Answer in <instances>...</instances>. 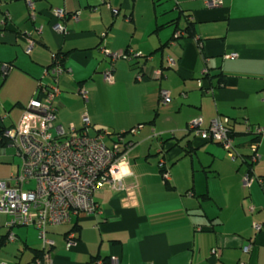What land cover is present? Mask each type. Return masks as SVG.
Masks as SVG:
<instances>
[{"label": "crops", "instance_id": "1", "mask_svg": "<svg viewBox=\"0 0 264 264\" xmlns=\"http://www.w3.org/2000/svg\"><path fill=\"white\" fill-rule=\"evenodd\" d=\"M33 1L31 18L28 0H0V127L14 126L39 84L52 81L45 70L58 52L67 54L63 65L70 72L59 77L57 116L51 123L54 134L59 126L64 136L79 133L85 113L91 135L100 129L123 132L142 125L130 135L135 143L121 165L123 173L131 172L123 179L126 190L106 185L97 192L95 217L84 213L74 217L80 230L71 248L65 232L72 226L52 227L56 245L50 258L42 261L97 264L96 257L110 256L119 264H264V133L257 143L260 158L251 171L257 179L243 185L244 176L250 175L245 155L251 152L252 138L244 122L264 127V0H222L213 8L204 0ZM55 7L80 12L78 19H61L63 33L52 28L58 21L51 13ZM137 8L152 12L144 26L135 21ZM184 11L191 14L196 34L169 44L176 29L169 22ZM178 25L185 26L186 19ZM32 40L35 44L27 53ZM103 48L111 54L129 49L134 56L147 55L144 64L151 75L154 70L161 75H139L137 58L114 60ZM169 57L175 60L173 65ZM5 63L12 65L6 75ZM112 67L115 82L108 84L103 71ZM206 68L214 79L204 78ZM200 79L204 88L214 87L212 93H204ZM161 88L171 93L165 104L159 101ZM197 116L205 125L218 116L233 121L237 148L233 159L220 143L186 134L187 123ZM172 132L180 139L165 143L170 148L165 157L171 164L170 181L175 185L168 190L158 163L163 158L161 137L172 138ZM176 141L195 150L181 156ZM21 163L18 146L0 144V179L17 174ZM203 194L208 197L202 199ZM6 219L0 217V260L34 263L33 248L42 246L38 232L17 226L16 239L8 241ZM249 243L252 248L245 251Z\"/></svg>", "mask_w": 264, "mask_h": 264}, {"label": "built area", "instance_id": "2", "mask_svg": "<svg viewBox=\"0 0 264 264\" xmlns=\"http://www.w3.org/2000/svg\"><path fill=\"white\" fill-rule=\"evenodd\" d=\"M208 7L222 0H204ZM29 11L32 18L35 17L34 1L28 0ZM116 11V10H115ZM52 15L58 19L52 28L58 32H65V25L61 19L72 17L79 18L80 12L69 13L64 8H52ZM38 32H42L38 28ZM35 41L29 42L27 52L31 51ZM104 50L111 54L108 49ZM114 59L122 53H112ZM235 55V54H233ZM53 66L45 70L51 75L53 81L49 84L40 83L36 94L23 110L19 121L12 127L4 130V136L14 145L18 146L22 163L20 171L12 174L9 178L0 179V217L10 216L6 219V226L29 225L38 230L39 238L44 248L52 247L55 241L48 236L50 226L69 223L73 216L80 213L87 215L98 212L96 200L97 192L106 185L112 186L119 191H125L123 184L125 175L121 165L129 150L134 145L127 140V135H118L110 139L106 131H98L91 135L89 133L90 118L83 114L84 128L76 134L64 136V129L59 126L54 134L51 131V123L57 116L58 106L56 98L60 93L59 77L63 72H70L58 58L56 53L52 54ZM169 64L173 65L175 60L169 57ZM11 64L5 63L3 73L7 74ZM109 68L103 72V78L108 84L115 82ZM155 75L160 71L154 70ZM202 79L199 84L203 87ZM208 88L206 90H210ZM85 98H88L86 88L80 89ZM171 98L168 89H161L160 102L165 103ZM264 100V96H263ZM228 122V118L226 119ZM220 116L211 120L207 127H203V118H197L189 122V128L195 129L196 135L203 140H215L230 151L231 156H236L233 139L228 135L229 123L226 124ZM248 133H264V127L251 125L244 122ZM141 125L133 127L130 131L137 134ZM202 127V128H201ZM74 129V128H71ZM109 140H108V139ZM109 142V143H108ZM255 149L257 144L252 145ZM260 158L258 153L252 156L256 161ZM166 178H170L166 173ZM251 184V176H244L243 185ZM250 207L253 209L252 204ZM256 224V228H260ZM15 234L10 232L9 239L14 240ZM76 233L69 232L66 237L67 248L76 244ZM252 244L244 246L245 251H250ZM45 259V257H44ZM46 263V262H45ZM40 258L30 264H45ZM0 264H7L0 260ZM98 264H104L98 260ZM110 264H119L117 257L110 259Z\"/></svg>", "mask_w": 264, "mask_h": 264}, {"label": "trees", "instance_id": "3", "mask_svg": "<svg viewBox=\"0 0 264 264\" xmlns=\"http://www.w3.org/2000/svg\"><path fill=\"white\" fill-rule=\"evenodd\" d=\"M206 4V3H205ZM221 4H222V2H221ZM207 6V5H206ZM29 15H30V13H29ZM30 17H31V15H30ZM128 17H129V19L130 20H132V16L131 15H128ZM182 17H184V19H186V25L185 26H179L178 25V23H179V21L182 19ZM32 18V17H31ZM6 19H10V17H9V14L7 13L6 14ZM169 24H174V25H176V29L174 30V33H173V36L171 37V39L168 41V43L170 44V42L172 41V40H178V41H180L182 38H183V40L184 39H186V40H189V39H192L194 36H195V34H196V28H195V22L191 19V14L190 13H186L185 11L184 12H182L181 13V15H179V18L178 19H173V20H171L170 22H169ZM178 33V34H177ZM164 46L165 45H162L160 48H158V49H163L164 48ZM157 49V50H158ZM129 49H127V50H125V51H123L122 52V55L120 56L121 58H127V59H133V58H137V61H135L134 62V64L136 65V67L138 68V74L139 75H144V74H147L148 76H150V77H154V76H157L158 77V75H155V74H153V75H151V72H150V69L148 68V67H146L145 66V64L144 63H146L147 62V59L149 58V57H147V55H136V56H133V54H130V52L128 51ZM26 52H27V50H26ZM30 52V51H29ZM29 52H27V53H29ZM103 52L104 53H106V54H108L105 50H104V48H103ZM57 55H58V58H60L61 60V63L63 64V60H64V58H65V56L67 55L66 53L65 54H62L61 52H58L57 53ZM108 55H110V54H108ZM120 57H118V58H120ZM118 58H116V59H114V60H117ZM144 59V61L143 62H141L140 63V59ZM53 59H52V63H51V65L49 66V67H47L46 68V70L47 69H50L52 66H53ZM11 67H12V65H11ZM113 69H112V72H113V75H114V71H115V67H112ZM3 72V71H2ZM104 72V71H103ZM4 75H6L5 73H3ZM51 78H52V76L51 75H49ZM115 77V76H114ZM204 78H206V79H209V80H211V79H214V77H211L209 74H207V75H205L204 76ZM218 79V78H217ZM222 79L221 78H219L218 79V82L219 81H221ZM52 81H53V78H52ZM51 81V82H52ZM50 82V83H51ZM46 84H49V83H46ZM39 87V86H38ZM200 88H202L201 86H200ZM38 89V88H37ZM37 89H36V91H37ZM35 94H36V92H35ZM32 99V98H31ZM30 99V100H31ZM30 100H29V102H30ZM159 101H160V98H159ZM29 102L27 103V105L29 104ZM27 105H25V107H24V109L26 108V106ZM23 109V110H24ZM233 121H229V129H230V134L231 135H233V130H234V127H233ZM7 128V127H6ZM6 128H2V127H0V144H2V145H7L8 143H11L5 136H4V130L6 129ZM132 130V128H130V129H127L126 131H123V132H120V131H108V130H105V129H100L99 131H106L107 133H108V136H109V138L110 139H114L115 138V136H118V135H127V140L128 141H130V142H133V143H135V140H132L131 138H129L130 137V135H129V133H130V131ZM172 138L170 137L169 139H164L163 137H161L162 138V142H161V147H160V152H161V155H162V159L159 161V163H158V166H159V169H160V174H161V176H162V179H163V181H164V183H165V187H166V189H168V190H172V189H174L175 188V185L170 181V178H166V173H168V175H169V177H170V168H171V164L169 163V165H168V163H167V161H166V155H167V153L169 152V150H170V148L168 149V147L166 148L165 147V143L167 142V141H169V140H172L173 138H175V139H178L179 137H176V135L174 134V132H172ZM187 135H188V133H186ZM263 133H261V134H254L253 135V137L251 138V140H250V142L249 143H254L255 141L258 143V141L260 140V138H261V135H262ZM132 135H134V134H132ZM175 135V136H174ZM157 136H159V135H157ZM196 136V135H195ZM180 139V138H179ZM202 139V138H201ZM191 141V140H190ZM205 141H211V140H205ZM175 145H178V146H180L181 147V149H182V155L181 156H186V155H190L194 150H195V148H189V147H187L186 145H180L179 144V142H177L176 141V143L174 144V146ZM222 145V144H221ZM251 147V146H250ZM258 150L256 149V150H254V153L252 154V153H250V154H248V155H245V156H247L248 158H249V160H245L246 161V163H248V172H250V173H252L251 171H252V169H253V160L251 159V157H252V155H254L256 152H257ZM180 156H178V157H176L177 159L179 158ZM255 162V161H254ZM206 197H208V195L207 194H203V195H201V198L202 199H206ZM200 198V199H201ZM71 222V221H70ZM17 226H21V225H14V226H7L8 228H9V232H8V234H7V240L8 241H12V240H10L9 239V234H10V232H13L14 230V228L15 227H17ZM26 226H29V225H26ZM79 230H80V226H79V224H78V222H76L75 224H73L72 225V227L70 228V229H68V231L67 232H65V237H67V235H68V233L69 232H76L77 233V238L79 237ZM38 231V230H37ZM50 232H51V229H49V232H48V236L50 237V238H52L51 236H50ZM14 234H15V231L13 232ZM16 239V234H15V237H14V240ZM40 239V238H39ZM53 240H54V238H52ZM41 240V239H40ZM55 241V240H54ZM251 244V243H250ZM41 245H42V241H41ZM55 245H56V241H55V244L52 246V247H48V248H44L43 247V245L41 246V248L39 249V248H33V250H34V253H35V256H34V260H36L37 258H40L41 260H43L44 259V257L46 256H48L49 258H50V253H51V251L54 249V247H55ZM110 256L109 257H105V258H101V257H96V261H97V264H98V260H102L103 262H104V264H110Z\"/></svg>", "mask_w": 264, "mask_h": 264}, {"label": "rangeland", "instance_id": "4", "mask_svg": "<svg viewBox=\"0 0 264 264\" xmlns=\"http://www.w3.org/2000/svg\"><path fill=\"white\" fill-rule=\"evenodd\" d=\"M219 5H221V4H217V3H214V4H212V5H210L212 8L213 7H217V6H219ZM66 10V9H65ZM116 11H115V13H117L118 12V9H115ZM70 13V12H69ZM119 16H121V19H125L124 17H123V14L121 13ZM152 18V12H149V11H146V9H144V10H139L138 8H137V10H136V15H135V21L140 25V26H144L150 19ZM181 22L183 23V22H185V19H184V17H182V19H181ZM178 34V33H177ZM201 45V44H200ZM233 54H235V55H233ZM237 54L236 53H231L229 56H231V57H235ZM134 56V55H133ZM118 59H121V57L120 58H118ZM10 64V63H9ZM204 74L205 75H207V74H209V70H208V68H206L205 69V71H204ZM160 75H161V71H160ZM160 75H158V76H160ZM198 83H199V81H198ZM199 86H200V84H198ZM220 85V84H219ZM208 88H211L209 91L208 90H206V89H208ZM214 87L211 85L210 87H206V88H204V87H202L201 89L204 91V93L205 94H210V93H212L213 92V89ZM161 89H166V88H161ZM161 89H160V91H161ZM170 92V91H169ZM170 95H171V93H170ZM186 94H184V96H185ZM159 96H160V94H159ZM171 100V98L168 100V101H170ZM167 101V102H168ZM167 102H165V103H167ZM161 103V102H160ZM164 102H163V104H165ZM201 116H197V117H195V118H193L192 120H194V119H197V118H200ZM221 118H222V120L223 121H225L226 122V119H227V117H225V116H220ZM229 123V119H228V122H226V124H228ZM203 124V127H207L208 125H205L204 124V122L202 123ZM142 126V125H141ZM140 126V127H141ZM199 128H200V126L199 127H197V128H195V129H191V128H189V123H187V126L185 127V131L187 132V133H189V135L190 136H192V137H194L195 139H197V137H200V136H198V135H196V131H198L199 130ZM202 128V127H201ZM235 133H236V131H235V129L233 130V135H231L230 134V130H229V132H228V135L233 139V142H234V149L237 151V148H236V143H235ZM254 134H260V133H258V132H254V133H249V134H247L249 137L251 136V137H253V135ZM129 135H132V133L130 132L129 133ZM155 135H157V134H155ZM196 135V136H195ZM209 142H213V143H219V142H217V141H215V140H212V141H209ZM109 143V142H108ZM221 144V143H220ZM256 145L257 144V142L255 141L254 143H249V146H248V150H250L251 152L250 153H254V150H256L257 149V147L254 149L253 147H252V145ZM223 146V145H222ZM251 146V147H250ZM224 147V146H223ZM224 149L226 150V152H227V154H228V156H229V158L230 159H233V157L231 156V154H230V151L227 149V148H225L224 147ZM256 153H258V151L256 152ZM253 156V155H252ZM239 159L241 160L242 159V157L241 156H239ZM251 159H252V157H251ZM187 161H189V163L190 164H192V162H191V158L189 157L188 159H187ZM258 160H256V162H257ZM254 162V161H253ZM194 163L196 164L197 163V160H196V157H194ZM180 165V164H179ZM178 165V166H179ZM178 166H176V168L178 167ZM253 173V172H252ZM252 173H250V176H251V183L254 181V180H256L257 178L256 177H254L253 175H251ZM261 181H263L262 179H261ZM252 206H254L253 204H252ZM248 207H250V204H249V206ZM95 214H92V215H90L91 217H95L94 216ZM74 217L75 216H73V218H72V220H71V222H69V223H66V224H61L60 225V227H63L62 225H65V226H67V228H69L70 226H72V224L74 223ZM8 220L9 219H11V217L10 216H7L6 217ZM58 227L59 225H54V226H50V229L52 228V227ZM30 227H32L33 229H35L36 231H37V229L35 228V227H33V226H30ZM61 231H63V229H61ZM38 232V231H37ZM38 237H39V233H38ZM41 241V240H40ZM248 245V244H247Z\"/></svg>", "mask_w": 264, "mask_h": 264}]
</instances>
